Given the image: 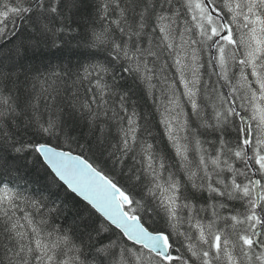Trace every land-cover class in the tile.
I'll return each mask as SVG.
<instances>
[{
  "label": "snow or ice",
  "instance_id": "snow-or-ice-1",
  "mask_svg": "<svg viewBox=\"0 0 264 264\" xmlns=\"http://www.w3.org/2000/svg\"><path fill=\"white\" fill-rule=\"evenodd\" d=\"M0 264H264V0H0Z\"/></svg>",
  "mask_w": 264,
  "mask_h": 264
}]
</instances>
